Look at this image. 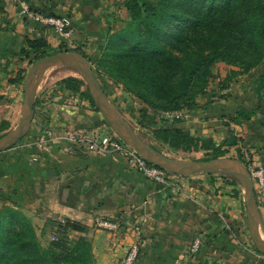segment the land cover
Returning a JSON list of instances; mask_svg holds the SVG:
<instances>
[{
  "label": "crops",
  "instance_id": "obj_1",
  "mask_svg": "<svg viewBox=\"0 0 264 264\" xmlns=\"http://www.w3.org/2000/svg\"><path fill=\"white\" fill-rule=\"evenodd\" d=\"M27 1L33 9L62 17L77 33L106 32L120 14L128 16L122 0ZM57 34L53 26L27 19L21 8L0 0L3 97L16 92L19 80L8 79L26 64L17 59L23 35H43L56 45ZM239 96L237 103L234 96L200 97L175 125L211 137L215 144L229 131L239 130L241 139L232 148H241L247 165H264V94L249 119L225 121L239 106L253 108L254 92L249 104ZM56 123L54 118H42L40 124L49 128ZM6 149L0 152V201L23 212L44 239L60 221H72L77 233L73 236L90 239L94 264H119L131 245L137 246L134 264H264V254L239 238L237 224L246 216V205L238 184L227 177L195 172L161 184L133 169L120 154L90 150L57 131L41 142L34 135L25 136ZM50 216L55 222L49 223L54 228L48 231ZM101 219L116 220L119 228L106 229L100 226Z\"/></svg>",
  "mask_w": 264,
  "mask_h": 264
},
{
  "label": "trees",
  "instance_id": "obj_2",
  "mask_svg": "<svg viewBox=\"0 0 264 264\" xmlns=\"http://www.w3.org/2000/svg\"><path fill=\"white\" fill-rule=\"evenodd\" d=\"M124 5L128 19L112 33L103 32L107 39L99 62L108 60L104 70L126 87L133 85L134 92L155 110L194 108L217 60L237 63L240 69L231 70L232 74L264 60V0H124ZM21 43L17 59L28 64L52 49L43 35H23ZM56 49L79 51L63 42ZM24 71V67H18L16 77L8 80L20 81ZM56 83L61 89L79 93L99 110L79 76L67 75ZM263 86L264 71L255 89L257 104L251 109L239 106L229 120L240 123L249 119L260 106ZM137 122L150 127L154 136L170 147L211 150V157L223 155L228 146H235L241 139L231 130L215 144L211 137L202 138L176 126L175 120L158 121L145 106L138 108ZM9 125L2 118L0 131ZM235 149L238 160L245 163L241 148ZM232 177L227 181L238 184ZM237 192L234 190V194ZM69 227L75 228L69 219L59 222L56 238L43 246L30 219L18 208L4 204L0 207V264H94L90 239L84 234L68 238Z\"/></svg>",
  "mask_w": 264,
  "mask_h": 264
},
{
  "label": "rangeland",
  "instance_id": "obj_3",
  "mask_svg": "<svg viewBox=\"0 0 264 264\" xmlns=\"http://www.w3.org/2000/svg\"><path fill=\"white\" fill-rule=\"evenodd\" d=\"M122 1L124 4V0ZM121 15L122 14L118 16L119 20L114 19L113 22H111L113 26H111V29L109 28V32L112 33L115 28L118 29L126 23L128 16L125 19V17ZM67 28L71 27H65L64 32ZM171 28L173 27L171 26ZM56 32L58 33V40L54 43L57 44L52 45V49L47 53L50 54L56 52V47L59 42H63L64 46L68 48L78 49L79 51L85 53V57H87L91 62L94 75L103 86L104 91L107 95V99L115 108L118 117L128 123L146 142H148L161 152L176 158L197 159L208 158L213 155L211 150L205 151L199 149L185 151L182 149H175L173 147H170L167 143L156 138L150 127L142 126L137 122L138 108L145 106L147 107L148 111L153 109L155 110V108L144 102L134 92L133 85L132 88L129 86L126 87L121 80H116L107 71L104 70L103 67H106L109 62L108 60L99 62L100 54L106 42L105 39H107L106 37L102 36L103 32H94L93 30L85 33H77L73 30H69L67 34H61L57 30ZM30 64L31 63H26L24 65V76ZM236 69H240V66L237 63L227 62L225 60L215 61L211 65L212 76L209 78L206 90L202 95H198L196 97L197 103L194 107L198 105L200 97H205L207 99L209 96H211L212 100H216L224 96H234L235 99L237 98L235 100V103H237L239 102L238 98H241L239 95H241L243 101H245L244 103L249 104L251 102L250 93L252 92L255 93L256 97V101L253 105L255 106L257 104V95L255 89L258 85V76L264 71V60L261 61V63H259L257 66L252 67L247 71H240L238 73L232 74L231 70ZM75 72L76 71L69 64L64 62H57L37 72L34 80V85L35 83L37 85L34 87V95L36 100V103H34V109L36 110V118L35 120H32L28 132L23 137L30 135L32 136L34 135V133L35 136H37L38 130L44 131L46 128H48L46 124H40L42 118H46V120H52L53 118L56 119L57 123L54 125V127H49V129L53 131V135L54 132L57 131V133L69 135L73 137V139L76 136H80L92 140L96 139L97 137H101V135H117L110 127V125L106 122L100 110H97L89 102L88 99L82 97L79 93L61 89L56 83V81L61 77L67 75L77 76L78 73ZM24 76L19 81L16 92L14 90V93H8L5 97L0 99V120L2 118H5L9 121L10 124L7 129L1 130L0 134L5 133L6 131L13 128L22 115ZM263 94L261 99L263 98ZM177 120L180 119H176L175 121ZM228 120L229 118L225 121ZM235 134L239 135V130ZM23 137L15 141L13 144L18 143ZM12 145H10L9 147H11ZM4 151L8 150L6 148L0 150L1 153ZM242 155L244 154L242 153ZM218 157H228L232 160H236L239 156L235 148L228 146L227 151L223 155H220ZM243 159L245 160V158ZM242 164L245 168H247V170L250 167V165H247V163ZM213 173V175L216 176H222L223 174L221 172ZM227 177L233 178L232 175ZM238 186L240 187L242 194L244 195V190H242L239 183ZM256 198L258 201L257 196ZM4 204L5 203L0 201V207H2ZM262 213L264 215V210L262 211ZM49 218L52 220H49L47 225L48 227L51 221L53 223L55 222L54 216H50ZM60 222L65 223V220ZM237 225L238 234L241 241H243L244 244H246L248 247H252L255 249L254 244L248 234L246 216H243L240 220V223ZM47 228L46 230L49 231L54 227H49L48 229ZM56 229L57 225L54 230L50 231L51 233L47 239L39 236L40 233L37 234V232L39 231L37 229L35 230L41 245L45 246L50 239H54L52 238V235L54 234V236H56ZM257 229L259 233L264 236V226H262L259 221L257 222ZM74 234L77 233L69 227L66 236L68 238H72L74 237Z\"/></svg>",
  "mask_w": 264,
  "mask_h": 264
},
{
  "label": "water",
  "instance_id": "obj_4",
  "mask_svg": "<svg viewBox=\"0 0 264 264\" xmlns=\"http://www.w3.org/2000/svg\"><path fill=\"white\" fill-rule=\"evenodd\" d=\"M20 8V7H19ZM57 62L69 64L83 79L85 85L102 113L106 122L114 132L133 146L149 163L168 172L188 175L195 172H221L232 175L244 190L246 205V220L248 234L255 248L264 254V236L257 229V222L261 221V213L255 194L253 180L243 162L237 167L228 157H211L208 159H182L161 152L146 142L128 123L120 119L115 108L107 99L106 92L92 71L91 62L81 52L76 50H58L56 52L35 59L25 72L23 85V112L17 124L0 135V150H3L23 137L29 130L34 116V80L37 72Z\"/></svg>",
  "mask_w": 264,
  "mask_h": 264
},
{
  "label": "built area",
  "instance_id": "obj_5",
  "mask_svg": "<svg viewBox=\"0 0 264 264\" xmlns=\"http://www.w3.org/2000/svg\"><path fill=\"white\" fill-rule=\"evenodd\" d=\"M9 3L14 4L21 8V11L25 14L27 19L38 22L42 25L53 26L61 34H67L71 28L65 27L68 25L62 17L46 14L40 10L33 9L27 0H8ZM154 113L158 121L162 120H176L182 119L188 115L186 108H173V109H156L150 110ZM53 135V131L46 128L44 131L38 130L36 139L41 142ZM74 141L79 144H85L90 150H95L99 153H116L124 157L127 163L136 171L141 173L144 177L151 179L161 184H169L178 174L168 172L156 165L149 163L137 150L120 138L118 135H101L96 139H87L86 137L76 136ZM249 174L253 180L255 194L258 197V205L264 210V165L262 163H256L250 165L248 168ZM100 226L109 229L117 230L119 228V222L111 219L99 220ZM52 238H56L54 234ZM199 245V237L193 239V247L197 248ZM137 256V246L131 245L127 253L121 258L119 264H134Z\"/></svg>",
  "mask_w": 264,
  "mask_h": 264
},
{
  "label": "bare ground",
  "instance_id": "obj_6",
  "mask_svg": "<svg viewBox=\"0 0 264 264\" xmlns=\"http://www.w3.org/2000/svg\"><path fill=\"white\" fill-rule=\"evenodd\" d=\"M70 71H72V70H70ZM75 73H76V72H75ZM71 74H72V73H71ZM73 74H74V73H73ZM35 86H37L36 83H35ZM231 162L233 163V165H235V166H237V167H240L239 163H237L236 161L232 160Z\"/></svg>",
  "mask_w": 264,
  "mask_h": 264
}]
</instances>
